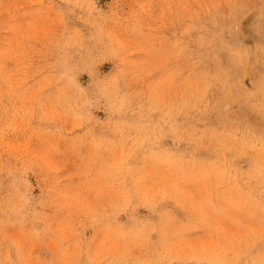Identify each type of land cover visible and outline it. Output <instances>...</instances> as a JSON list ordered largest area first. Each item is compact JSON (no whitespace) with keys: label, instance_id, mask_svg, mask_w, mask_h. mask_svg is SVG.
<instances>
[{"label":"clouds","instance_id":"9594fccd","mask_svg":"<svg viewBox=\"0 0 264 264\" xmlns=\"http://www.w3.org/2000/svg\"><path fill=\"white\" fill-rule=\"evenodd\" d=\"M0 264H264V0H0Z\"/></svg>","mask_w":264,"mask_h":264}]
</instances>
